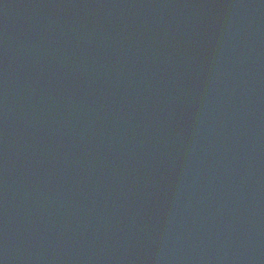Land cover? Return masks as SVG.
<instances>
[{"label":"water","instance_id":"1","mask_svg":"<svg viewBox=\"0 0 264 264\" xmlns=\"http://www.w3.org/2000/svg\"><path fill=\"white\" fill-rule=\"evenodd\" d=\"M0 264H264V0H0Z\"/></svg>","mask_w":264,"mask_h":264}]
</instances>
